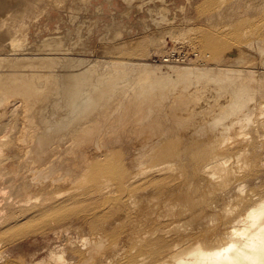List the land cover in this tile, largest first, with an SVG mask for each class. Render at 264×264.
Here are the masks:
<instances>
[{"label": "bare ground", "instance_id": "6f19581e", "mask_svg": "<svg viewBox=\"0 0 264 264\" xmlns=\"http://www.w3.org/2000/svg\"><path fill=\"white\" fill-rule=\"evenodd\" d=\"M93 1L0 0V74H13L0 82V168L18 187L0 207V264H264V43L249 41L264 15L205 38L226 68L170 87L144 66L100 70L137 47L114 28L76 69L87 39L28 43L31 26L73 24ZM9 9L25 13L4 20ZM51 234L48 262L21 254L22 240Z\"/></svg>", "mask_w": 264, "mask_h": 264}, {"label": "rangeland", "instance_id": "374dc122", "mask_svg": "<svg viewBox=\"0 0 264 264\" xmlns=\"http://www.w3.org/2000/svg\"><path fill=\"white\" fill-rule=\"evenodd\" d=\"M135 1L136 2L134 3H127L122 0L121 8L115 10L112 7H109L107 1L95 0L91 3L89 11L87 13L83 12L84 14L80 16L73 24H71L72 22H68L69 17L66 14L63 15L65 22H61L59 20L60 23H58L54 19L51 21L49 20L48 22L47 19H42L38 27L39 29H44V31L38 30L31 26L29 28L30 41H27L30 43V45L32 43L37 44V42L39 43L43 38L67 34L71 40H67L66 47H70L69 44L73 42V39L79 40L77 39L78 36L81 37L84 42L87 39V41H90V43L87 44L86 49H83L84 46L81 47L79 45L80 47L78 46L75 48V52L73 54L70 53L71 56L69 57H73L70 65L73 69H76L81 61L88 62L90 60L97 59L93 51L100 41V37L103 36L104 33L108 32L110 28L112 30L114 28V30L116 29L122 31L123 40H130L134 43H137V47L135 49H128L125 52L122 51L118 53L117 56L114 55L106 59V61L100 63V70L102 72L110 71L114 63H118L123 66H129L135 70V73H138L141 66H144L147 68V70L149 69L148 71L152 72L154 76H158L160 80L163 79V83L168 85L170 84V87H175L174 84L177 85V83H179L182 85V83L184 84V81L187 83L192 79L196 80L201 71L206 70L207 68H226V66H216L214 59L216 54L208 47V45H206L210 40L213 39L215 42L222 41V39L218 37L217 33L219 29L223 27V25L229 21H232L233 19H237L245 15L248 16V20L253 18V15H257V17L264 15V0H226V2H223L222 0ZM67 3L72 6L71 3H74V0H67ZM99 4H103L102 11L97 8ZM131 4H134L135 7L132 10H129L128 8L131 6ZM181 6L183 9L180 8ZM65 9L72 11L71 8ZM19 11H11L9 9V11L4 12L5 14L3 13L2 17L4 20L10 17L22 18L25 12L22 11V13ZM99 11H101V13ZM164 13L169 19L168 21H165L166 23L164 21H160L162 16L161 14ZM54 16L55 15H53V18ZM156 19H160L157 21L158 24H156ZM90 21H96L97 24L95 23V26H92L93 23L91 25ZM89 24L90 26H88ZM2 30L0 28L1 33L4 32L3 34L8 35V33L5 31V27L2 28ZM26 32H28V30ZM33 34H35L36 37ZM205 38H207V43L204 41ZM249 41H257L260 42V44L262 42L264 43V34H259L255 37H252L249 39ZM0 45V54L3 52V54L0 55L2 57L5 54L4 51L9 47L4 43H0ZM24 54L32 55L31 52L30 54L24 52ZM10 75L12 76L13 74L8 72H5V74H0V82L3 77L5 78L2 80L4 85H6L8 82H11L13 79L10 80L11 77H8ZM18 76L25 80L26 77H34V74L30 73L29 75H15L16 78H18ZM0 84H2V86L0 85V88L5 90L6 88L4 87L3 83ZM7 90L8 89L5 91ZM59 104L61 107L58 111L59 113H63L65 106L62 102ZM0 176L2 177V179H0V207L3 208L5 204L12 201L11 199H14L13 195L16 192L15 189L18 187H14L10 180L11 175L7 169L3 167L0 168ZM55 237V234H51L49 237L50 242L46 243L45 238L31 236L22 240L20 243L22 247H18H20L21 254H26V256L31 260L35 261L41 259L45 260V262H48L50 251L58 248L60 244V241ZM16 248L17 247H15V249Z\"/></svg>", "mask_w": 264, "mask_h": 264}]
</instances>
